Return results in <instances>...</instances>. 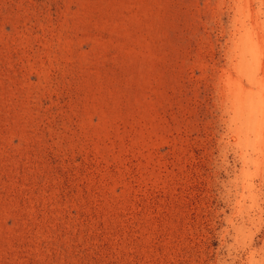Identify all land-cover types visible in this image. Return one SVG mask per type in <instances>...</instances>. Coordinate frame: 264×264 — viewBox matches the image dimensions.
I'll list each match as a JSON object with an SVG mask.
<instances>
[{
  "label": "rangeland",
  "instance_id": "obj_1",
  "mask_svg": "<svg viewBox=\"0 0 264 264\" xmlns=\"http://www.w3.org/2000/svg\"><path fill=\"white\" fill-rule=\"evenodd\" d=\"M0 264H264V0H0Z\"/></svg>",
  "mask_w": 264,
  "mask_h": 264
}]
</instances>
